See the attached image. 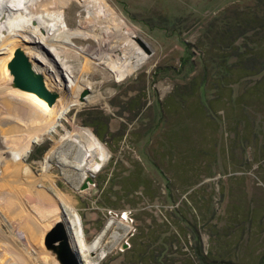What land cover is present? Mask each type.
Masks as SVG:
<instances>
[{
  "label": "rangeland",
  "instance_id": "1",
  "mask_svg": "<svg viewBox=\"0 0 264 264\" xmlns=\"http://www.w3.org/2000/svg\"><path fill=\"white\" fill-rule=\"evenodd\" d=\"M15 1L18 20L0 31V264H60L45 236L71 225L67 205L86 243L100 240L93 264H264V32L218 30L255 0H68L63 19L88 37L51 43L60 62L34 37L53 31L27 24L46 7ZM102 2L120 35L101 27ZM118 39L151 51L123 80L102 59L120 55ZM17 48L44 62L51 112L14 87ZM81 129L107 152L99 172L76 167Z\"/></svg>",
  "mask_w": 264,
  "mask_h": 264
},
{
  "label": "bare ground",
  "instance_id": "2",
  "mask_svg": "<svg viewBox=\"0 0 264 264\" xmlns=\"http://www.w3.org/2000/svg\"><path fill=\"white\" fill-rule=\"evenodd\" d=\"M24 1H25L24 2L25 6L28 8L27 1L26 0ZM48 1L49 0H42V1L34 0V2L41 4L40 7L42 6H44V8L46 7L45 8L46 10L42 12L41 16H37L39 15V13H34L32 11L29 12L31 13V15L27 17V24L31 26V24H33L32 22L36 21L39 25L38 26L39 30L44 29L48 31L50 36L53 34V36L47 40L44 38L40 39L39 37L36 36L34 37L36 39V42L50 49V51L54 55V60L56 62L57 61L60 62L62 60V55L60 54L61 52L59 53L56 51V49L51 48L52 46L50 44L51 43L71 44L73 38L75 37L86 38L88 37V33L83 32L80 28L76 30H71L69 26L66 24L67 22L65 19H63L62 11L66 7V4H68V0H52V1L50 0L49 3L55 4V6L51 7L54 9L53 10L54 12L49 11L50 7L47 6L49 4L47 3ZM102 4H105L104 5L105 9L103 10L102 15L100 16L101 18L99 22L101 24V27H103L102 24H110V27L104 26V27H108L109 29L111 28V25H113L111 29L113 30L114 33L119 34L120 31H122L121 26L123 25V23L119 20L118 15L114 12L112 8H110V6H108L106 3L103 2ZM18 6L19 5L16 4L15 0H0V21L5 20L3 21L4 23L2 24L4 27L0 26L1 32L4 31L9 32L10 29L14 27V25L16 24V21L18 19L13 18V14L15 11L22 10V8ZM40 7H37V10ZM52 31L53 33L51 34ZM109 33L110 32H108V34ZM125 46L126 45L121 43L118 39L117 42L115 41L114 45L111 47L113 53L119 52L120 55L108 54L106 57L102 58L104 59V63L110 68V70L113 73L116 74V76L120 80L125 79V77H127L129 74L137 70L141 66V64H143V61L140 58V56L147 57L146 53L142 51V49L139 48L138 45H136V43L133 42V40L129 42L128 48H124ZM72 87L73 84L72 86H68V89ZM25 93L28 98H30L40 109H42V111L48 113L53 110V107H50L48 102L43 98L39 97L37 94L31 92H25ZM73 103L74 101H72L70 104H68L66 107H64L61 110L62 115L66 114L70 105H72ZM71 137L74 138L73 141L79 146L78 148L80 149L79 155L78 157H76L77 158L76 167L79 170H83L84 173L89 171L99 172L108 159L107 152L105 151V148L102 146L100 141L88 129L87 130L81 129L79 130V132L71 135ZM28 150L26 152H28ZM67 206L69 208L67 211L71 213L69 214L70 216L68 215L71 225L69 221L68 223L72 228L74 240L76 241V244L79 246L81 258H84V260L86 261V262L84 261V264H93L92 261L87 259V255H88L87 253L96 251V249L99 247L100 240L96 241L92 245H88L86 243V240L84 238V232L82 228L79 226V220L77 214L75 213V210L71 205H67Z\"/></svg>",
  "mask_w": 264,
  "mask_h": 264
},
{
  "label": "water",
  "instance_id": "3",
  "mask_svg": "<svg viewBox=\"0 0 264 264\" xmlns=\"http://www.w3.org/2000/svg\"><path fill=\"white\" fill-rule=\"evenodd\" d=\"M138 43L146 53H151L145 42L139 39ZM38 47L45 55L54 60V56L48 48L39 43ZM36 66L45 69V64L42 60L37 57L31 58L22 48H17L9 63V69L14 78V87L26 92L35 93L46 100L50 106H53L59 98V94L47 88L45 76L37 70ZM89 93L88 89L85 90L81 94L80 101L86 102V96ZM45 246L56 255L60 264H84L67 217L61 218L47 233Z\"/></svg>",
  "mask_w": 264,
  "mask_h": 264
},
{
  "label": "trees",
  "instance_id": "4",
  "mask_svg": "<svg viewBox=\"0 0 264 264\" xmlns=\"http://www.w3.org/2000/svg\"><path fill=\"white\" fill-rule=\"evenodd\" d=\"M222 23L223 27L218 29L223 34L222 37L229 33V35L232 34L231 37L235 36L234 40L247 37L250 32L262 30L264 32V0H255L252 6L243 9L234 7L231 12L223 16ZM257 38L259 39V37ZM245 63L249 65L250 62L245 60ZM238 68L247 72H254L257 67L254 65V69H252L243 65L238 66ZM97 134L99 135L98 130Z\"/></svg>",
  "mask_w": 264,
  "mask_h": 264
},
{
  "label": "crops",
  "instance_id": "5",
  "mask_svg": "<svg viewBox=\"0 0 264 264\" xmlns=\"http://www.w3.org/2000/svg\"><path fill=\"white\" fill-rule=\"evenodd\" d=\"M48 231H50V230H48ZM47 233V232H46ZM46 235V234H45ZM46 237V236H45Z\"/></svg>",
  "mask_w": 264,
  "mask_h": 264
}]
</instances>
